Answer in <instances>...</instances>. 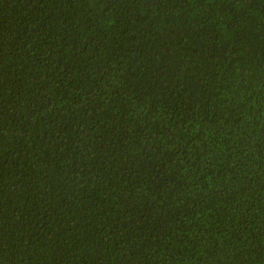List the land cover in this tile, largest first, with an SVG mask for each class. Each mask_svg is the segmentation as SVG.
<instances>
[{
    "label": "trees",
    "instance_id": "obj_1",
    "mask_svg": "<svg viewBox=\"0 0 264 264\" xmlns=\"http://www.w3.org/2000/svg\"><path fill=\"white\" fill-rule=\"evenodd\" d=\"M0 264H264V0H0Z\"/></svg>",
    "mask_w": 264,
    "mask_h": 264
}]
</instances>
